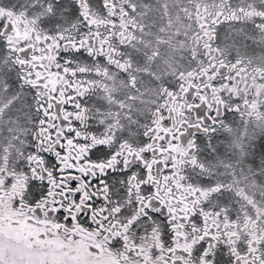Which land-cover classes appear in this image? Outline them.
Segmentation results:
<instances>
[{"label":"snow or ice","instance_id":"snow-or-ice-1","mask_svg":"<svg viewBox=\"0 0 264 264\" xmlns=\"http://www.w3.org/2000/svg\"><path fill=\"white\" fill-rule=\"evenodd\" d=\"M0 264H264V0H0Z\"/></svg>","mask_w":264,"mask_h":264}]
</instances>
